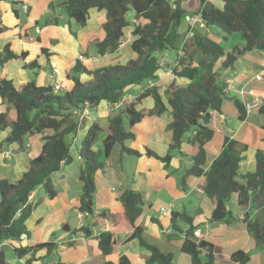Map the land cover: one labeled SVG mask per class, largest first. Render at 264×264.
Segmentation results:
<instances>
[{
	"label": "trees",
	"instance_id": "1",
	"mask_svg": "<svg viewBox=\"0 0 264 264\" xmlns=\"http://www.w3.org/2000/svg\"><path fill=\"white\" fill-rule=\"evenodd\" d=\"M222 1L224 6L220 9L210 1L201 0L198 13L202 24L207 28L216 26L221 30L223 39H227V35L233 32H241L244 44H236L231 51L194 27L193 35L185 38L180 29L186 20L187 11L181 0H176L175 5L168 0H65L59 4L67 17L75 19L81 25H86L91 8L106 10V21L102 25L105 37L96 43L97 53L100 55L116 52L121 46L124 29L131 26L134 57L124 64L117 62L96 69L88 68L78 58L69 72L72 87L63 94L55 93L51 85L38 86L30 81L16 88L11 79L0 78V98L13 106L16 112L13 118L9 108L0 112V131L9 128L6 137L0 140V152L14 143L19 145V150H23L28 136L42 134L46 130L52 132L43 135L41 152L31 159L28 169L17 182L7 178L0 179V244L31 235L26 220L40 200L32 202L29 200L30 194L42 187L50 199L56 196L57 191L51 177L73 160L71 144L66 136L75 135L81 123L85 122V117L81 120L74 110L85 112L87 109H94L102 101L119 103L131 89L137 93L134 99L125 102L124 107L110 110L106 128L99 122L92 123L80 145L76 147L78 156L83 161L79 211L86 216H93L95 226H106L105 220L108 218V226L98 241V249L107 260L98 264H132L127 255L117 256L120 234L127 235L126 242L137 239L149 251L147 264H174V254L165 253L151 243L144 236L143 227L136 224L146 203L142 191L123 189L118 195L123 207L121 212L102 210L94 215L96 172L106 166L117 143L121 146L122 158L126 155H146L163 162L168 170L173 156L183 155L184 143L196 146L191 166L182 171V188L186 189L190 175L205 178L202 190L215 202L211 214V221L215 222L229 223L236 220L228 207L231 197L236 194L239 206L245 211L243 221L247 229L254 236L257 246L264 248V151H257L256 170L242 175L243 182L238 180V169L242 152L247 145L229 136L224 138L219 155L207 166L206 145L215 134L214 129L209 126L211 112H221L226 96L223 91L225 83L220 80L222 72L228 67L232 68L234 62L245 52L264 51V0ZM5 29V26H0V33ZM170 50L176 51L173 63L163 62L155 54ZM18 57L20 56L11 49V44L7 43L0 49V66ZM168 69L171 70L173 79L162 93L160 76ZM83 74L89 78L82 80ZM149 80L154 84L149 85ZM138 85L141 87L134 89ZM147 97L153 100L149 111L146 112L145 108L137 109L138 103ZM235 102L240 119H243L247 113L245 105L238 100ZM168 111L172 119L166 128L172 132V140L166 155L160 156L148 147L141 151L126 145L127 140H135L132 128L146 115L162 116ZM259 111L264 114V102ZM98 140L99 147H94ZM256 208H260V211L252 216L253 209ZM179 219L190 224L182 250L191 256L192 264L215 263L217 256L213 244L193 236V218L186 212L172 211L174 227H177ZM78 231L89 236L91 226H80ZM53 246L52 242L31 246L13 245L16 255L14 258L23 260L24 264H34L40 250L45 249L51 253ZM232 258L242 264H247L250 260V256L241 250L233 252ZM0 264H11L2 247ZM55 264L67 263L59 260Z\"/></svg>",
	"mask_w": 264,
	"mask_h": 264
},
{
	"label": "crops",
	"instance_id": "2",
	"mask_svg": "<svg viewBox=\"0 0 264 264\" xmlns=\"http://www.w3.org/2000/svg\"><path fill=\"white\" fill-rule=\"evenodd\" d=\"M64 1H0V26L6 27L5 31L0 33V49L5 44L10 43L11 49L20 56L0 66V78L11 79L16 88L34 81L38 86L51 85L53 87L56 84H62L63 89L67 90L72 87L69 72L78 58L88 68L96 69L117 62L124 64L134 57V51L131 48L134 40L131 26L124 29L121 46L116 52L100 55L97 53L96 43L105 37L102 25L106 21V10L91 8L86 25H81L73 18H66L62 13L57 14L55 9L63 11L59 4ZM168 1L175 5L176 0ZM207 1L220 9L224 6L222 0ZM18 4L21 5V9L16 6ZM181 4L187 11V16L180 32L185 34V38H190L193 33L189 37L187 36L190 27L188 18L199 14L201 0H181ZM21 11L26 14L27 21L20 26L17 20H19ZM198 21L201 22V20ZM201 25L203 26L202 29L216 32L219 38H222L223 35L218 30L213 29V27L207 28L202 22ZM30 28H35L38 35L31 33ZM233 47L226 50L231 51ZM24 52L26 55H22ZM120 55L123 57L116 58ZM161 59L169 63L174 62L169 51L163 52ZM168 70L161 73L160 81L167 78V81L170 82L173 79V75ZM260 71H262V79L256 80L255 75ZM228 77L233 78V82L226 93L222 110L221 112H211L212 119L209 126L214 129L215 134L206 145L207 166L219 155L224 138L229 136L247 145L246 150L242 152V160L238 169V180L243 182L242 175L256 170L257 151H264V128H262L264 114L259 109H255L247 111L245 117L240 119L235 101L238 100L245 105L255 97H259L264 102V51L245 52L234 62L232 68L228 67L222 72L220 80L225 83ZM88 78V75H82V80ZM139 88L136 86L134 89ZM125 95L134 98L137 93L130 91ZM8 108L11 117H15L16 112L13 106L0 98V112ZM93 110L98 119L100 117L107 118L110 113L107 101H102ZM90 111L89 109L85 111V122L72 137L74 144L83 140L92 123L99 122L95 118L90 121L86 119L87 113ZM171 119L172 116L169 111L162 116L146 115L140 123L133 127L136 138L131 146L141 151L148 147L160 156L166 155L172 140V132L166 128V125ZM102 127L106 128V126ZM8 131L9 128L1 131L0 140L6 137ZM51 133V131L46 130L42 134L28 136L23 150H19V145L14 143L1 151L0 179L7 178L12 182H17L28 169L31 159L41 152L43 135ZM99 144L100 140L97 142L98 147ZM6 151L9 152L8 157L4 156ZM196 151V146L188 142L184 143L182 146L183 155L176 154L173 156L169 170L158 159L146 155L138 157L139 164L135 167L136 171L133 174L131 188L142 191L146 203L136 224L143 227L144 236L151 243L156 244L165 253L172 252L174 254V264H192V259L188 253L182 250V244L190 224L179 219L177 227H174L172 225V211L186 212L193 218V226H195V230L200 232L197 236L193 235L194 238L205 239L214 246L217 260L213 264H242L232 258L233 252L238 250L244 251L250 256L247 264H264V248L257 246L254 236L247 229L246 223L243 221L245 211L239 206L236 194L231 197L228 203V207L233 211L236 220L229 223L215 222L211 221L215 202L202 190L205 178L190 175L187 178L186 189L182 188L180 181L182 171L191 166V157ZM107 167L108 161L103 169L96 172L97 188L94 215L99 214L102 210L112 212L123 210L121 202L113 194V190L107 182L104 171ZM64 170L65 167L62 171ZM62 177V181L65 183L64 189L57 191L53 199H50L47 194L40 195L38 189L32 193L31 201H40L26 220V226L31 235L23 236L21 240H8L2 248L13 250V245L31 246L52 242L54 246L51 253L45 249L40 250L36 254L38 259L34 261V264H55L59 260L67 264H98L107 260V257L98 249V241L108 226V218L105 220L106 226H95L93 216H86L79 211L80 197L74 194L69 182H66L64 174ZM163 191L166 192L163 193ZM154 192L156 194L155 200L152 201L151 197ZM194 201H197L198 206L191 211L194 212L191 215L187 210L190 211L192 208L190 205ZM162 207H165L166 210L162 211ZM259 211L260 208L253 209L252 216ZM81 225H90L91 235L85 236L82 231H78ZM126 238V234L119 235L117 256L127 255L132 264H147L146 258L150 254L149 251L142 247L137 239L126 242ZM12 258L8 257V261L10 262ZM14 259L15 263H23V260Z\"/></svg>",
	"mask_w": 264,
	"mask_h": 264
},
{
	"label": "rangeland",
	"instance_id": "3",
	"mask_svg": "<svg viewBox=\"0 0 264 264\" xmlns=\"http://www.w3.org/2000/svg\"><path fill=\"white\" fill-rule=\"evenodd\" d=\"M16 6L19 9H21V5L18 4ZM55 10H56L57 14L62 13L64 16H66L63 11H57V9H55ZM131 14H132V12L129 13V15H131ZM66 18H68V17L66 16ZM17 21H19L18 24L20 26L25 24L27 21L26 14L21 11L19 20H17ZM41 22H44V21H41ZM193 27L197 28L201 32L207 34L213 40L220 42L226 49H228L229 47H233L236 44L244 43V40L242 39L241 32H233L232 34L227 35V39H223V37L219 38V36H218V34H216V32H210L208 30L202 29L203 26L201 25L200 21H197L196 25ZM213 29L218 30L219 32L221 31L216 26H213ZM30 30H31V33H33L34 35H38L35 28H30ZM182 31H184V30H182ZM155 54L158 55L159 57H161L162 52H156ZM169 54L173 59L176 58V51L175 50H170ZM120 57H123V55L116 56V58H120ZM164 61L165 60H163V62ZM114 62H116V60H114ZM169 83L170 82L167 81V78L160 81L161 92H163L165 90V88L168 86ZM54 91L57 94H63L65 92L64 89L63 90H54ZM130 91H131V89L128 90V92H130ZM152 101L153 100L151 99V97H147V98L143 99L142 101H140L136 108L140 109V110L145 108V111L147 112V111H149V109L153 105ZM122 107H124V105H122ZM94 118L98 119L96 112L91 108V111L87 113L86 119L87 120L89 119L88 121H90ZM98 121H99L101 126L107 127V118L100 117L98 119ZM132 131H133V128H132ZM0 134H1V131H0ZM73 136H74V134L66 136L67 141L71 144L70 152H71V155L73 157V160L71 163H69L65 166L64 171L53 174L51 177V180H52V183H53L55 190L56 191H62L64 189L63 187L65 184L62 181L63 180L62 174H64L66 182H69V184L71 186L70 188L73 190L74 194L80 197V195L82 194V185H83V182L80 179V172H81V167H82L83 161L81 158H79V156H78L79 154H78V151L76 150V147L80 145L81 141L79 140L77 142V144H74L72 142ZM134 141L127 140L126 145L131 146L133 144L132 142H134ZM97 146H98L97 143H95L94 147H97ZM122 156L123 155H122V151H121V146H120V144L117 143V144H115V146L112 150V153L108 159V167L104 170L105 174H106L107 182L109 183L110 188H112L113 194L117 197H118V195L122 189L131 188L132 182H133V174L136 171L135 167L138 166V164H139L138 157H136V156H127L126 155L123 158H122ZM165 192L166 191H163V193H165ZM38 193L40 195L46 194L44 188H42V187L38 188ZM155 195L156 194L154 192V194L151 197L152 201L155 200L154 199ZM187 205H190V203H187ZM190 206H192V208H190V211L187 210V212H189L191 215H193L194 212H191V211H193V209L198 206L197 201H194V203L191 204ZM5 251H6V254L9 258L16 256L15 253L13 252V250H11L10 248H5ZM14 261H15V259L12 258L10 263L11 264H24L22 262L15 263Z\"/></svg>",
	"mask_w": 264,
	"mask_h": 264
},
{
	"label": "built area",
	"instance_id": "4",
	"mask_svg": "<svg viewBox=\"0 0 264 264\" xmlns=\"http://www.w3.org/2000/svg\"><path fill=\"white\" fill-rule=\"evenodd\" d=\"M188 20H189V25H190V29H191V30H189V32H188L189 34L187 35L189 37V35L192 34V28H193L195 22L198 21V20H201L200 14H198L197 16H194L192 18L189 17ZM169 73L172 74L171 70H169ZM255 79L256 80H261L262 79V71H260L258 74L255 75ZM232 82H233V78H230V77L226 78V80H225V86H224V89H223L224 93H227V91L229 90V87H230V85H231ZM148 84L149 85H153L154 83H153L152 80H149ZM53 88H54V90H62L63 89V86H62V84H56V85L53 86ZM133 99L134 98L131 97V96L124 95L123 98H122V100H121V102L115 103V104H109L108 103V106H109L110 110H116L119 107H121L122 105H124L125 102H129V101H131ZM261 104H262L261 99L259 97H255L253 100H251L250 102H247L245 104L246 111L249 112V111H253L255 109H259L260 106H261ZM74 113L75 114H78V116L82 120L85 117V113L86 112H82L80 109H75L74 110ZM82 124L83 123H81V125ZM27 146H29V144H27ZM4 156L5 157H8L9 156V152L6 151L4 153ZM31 199H32V194H30V196H29V200H31ZM161 210L162 211L163 210L165 211L166 209H165V207H162ZM81 226H83V225H81ZM199 234H200V232L198 230H194V235L197 236ZM4 244H5V242L2 243V244H0V247H2Z\"/></svg>",
	"mask_w": 264,
	"mask_h": 264
},
{
	"label": "water",
	"instance_id": "5",
	"mask_svg": "<svg viewBox=\"0 0 264 264\" xmlns=\"http://www.w3.org/2000/svg\"><path fill=\"white\" fill-rule=\"evenodd\" d=\"M136 87V86H135ZM137 87H141V85H138Z\"/></svg>",
	"mask_w": 264,
	"mask_h": 264
}]
</instances>
